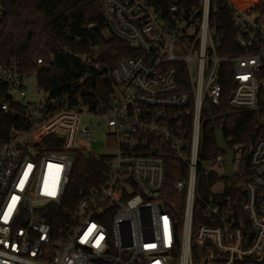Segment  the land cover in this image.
<instances>
[{
    "label": "built area",
    "instance_id": "1",
    "mask_svg": "<svg viewBox=\"0 0 264 264\" xmlns=\"http://www.w3.org/2000/svg\"><path fill=\"white\" fill-rule=\"evenodd\" d=\"M167 2L159 11L146 0H100L107 32L136 50L112 68L99 62L97 48L81 56L85 79L108 70L109 96L83 88L92 94L57 98L37 85V101L25 104L34 128L8 137L0 131V264L264 259V138L248 144L225 138L234 152L231 179L248 159V179L233 194L226 184L231 179L221 177L226 153L201 154L209 104L219 107L226 99L235 110L263 112L257 128L264 126V25L258 19L264 1L244 7L237 0ZM222 7L230 13L225 26L216 16ZM32 76L36 72H25L16 58L0 61V81L12 95L26 96ZM1 107L8 112L10 106L3 101ZM92 117L106 121L113 154L89 150ZM48 135L55 136L54 150L42 144ZM73 151L106 163L100 182L82 187L76 202L68 198ZM170 160L181 174L172 201L164 198Z\"/></svg>",
    "mask_w": 264,
    "mask_h": 264
},
{
    "label": "trees",
    "instance_id": "2",
    "mask_svg": "<svg viewBox=\"0 0 264 264\" xmlns=\"http://www.w3.org/2000/svg\"><path fill=\"white\" fill-rule=\"evenodd\" d=\"M146 1L159 11L168 3L167 0ZM258 10L264 14V6ZM216 16L221 26L228 24L230 13L227 8H220ZM107 29L100 0H0V61L18 59L25 72H36L37 85L53 97L73 98L85 88L105 100L112 89L108 70L104 68L102 73L92 71L85 79L87 67L81 56L91 54L93 48H97L99 62L112 68L119 59L136 53L128 43L108 33ZM38 58H42L43 64H37ZM3 101L9 103L8 112L1 107ZM257 114L263 116V112L235 110L226 99L219 107L209 104L202 127V156L211 158L218 153L217 128L224 129L225 138L231 143L248 144L264 138V126L257 128ZM34 126L27 106L15 101L9 86L0 81L1 133L8 137L12 130L28 131ZM54 140V135H48L42 144L48 150H54ZM72 154L74 163L68 198L76 202L82 187L100 182L106 163L103 157L90 156L82 151H73ZM240 166V174L226 180L228 193L240 191L248 179V159L244 158ZM180 175V166L170 160L164 186L166 200H174V185ZM194 222L198 223L197 214ZM242 264H264V259Z\"/></svg>",
    "mask_w": 264,
    "mask_h": 264
},
{
    "label": "rangeland",
    "instance_id": "3",
    "mask_svg": "<svg viewBox=\"0 0 264 264\" xmlns=\"http://www.w3.org/2000/svg\"><path fill=\"white\" fill-rule=\"evenodd\" d=\"M252 0H237L240 7L248 6ZM259 21L264 25V14L259 16ZM30 87L27 89L26 96H20L19 93L13 92L14 100L27 104L30 102H36L38 98V91L36 90L37 81L36 77L32 76L28 81ZM91 144L88 146L89 150H93L96 155L100 154H113L116 149L115 138L112 135L110 129L107 127L106 121L104 119H99L98 117L91 118ZM101 122V123H99ZM50 126V125H49ZM64 140L63 138H61ZM73 142V147L79 144L76 139V135L70 139ZM70 159H74V156H69ZM222 185H218L217 189H221Z\"/></svg>",
    "mask_w": 264,
    "mask_h": 264
},
{
    "label": "water",
    "instance_id": "4",
    "mask_svg": "<svg viewBox=\"0 0 264 264\" xmlns=\"http://www.w3.org/2000/svg\"><path fill=\"white\" fill-rule=\"evenodd\" d=\"M83 96L91 95L92 93L87 90H82ZM257 122L263 125V121L260 114H257ZM216 146L219 151L226 153V171L222 174L223 179H231L236 175V171L233 168L234 152L225 140V132L223 128H217L215 130Z\"/></svg>",
    "mask_w": 264,
    "mask_h": 264
}]
</instances>
